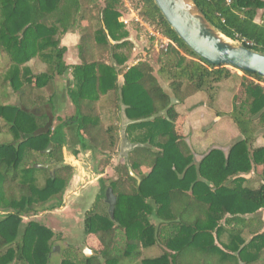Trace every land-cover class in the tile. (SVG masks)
Instances as JSON below:
<instances>
[{"label":"trees","instance_id":"trees-1","mask_svg":"<svg viewBox=\"0 0 264 264\" xmlns=\"http://www.w3.org/2000/svg\"><path fill=\"white\" fill-rule=\"evenodd\" d=\"M136 1L132 12L169 41L165 50L143 60L137 55L132 60L136 49L128 38L132 31L140 38L144 26L133 19L120 21L130 16L123 0H0V264H49L53 231L23 218L62 206L74 172L63 162L69 138L93 155L115 151L116 128L106 127L102 119L104 111L113 109H124L132 122L128 130L141 132L131 139L138 146L114 168L113 179H99L94 208L85 215L84 235L95 237L101 250L91 257L82 254V260L75 251L66 252L60 264H182L187 253L204 257L206 264H223L231 252L250 264L249 253L253 248L258 252V237L247 245L231 242L224 253L211 234L219 229L223 212L241 221L237 214L264 210V146L252 148L264 131V79L242 72L232 109L216 112L232 121L240 139L194 160L188 143L175 132V107L202 93L215 108L216 86L231 78V68L206 64L177 37L153 0ZM192 1L220 34L231 41H251L253 46L242 45L264 55V1ZM260 10L261 23H256ZM73 32H78L77 43L70 49L62 46V37ZM67 51L75 56L74 65L65 63ZM32 61L43 66L42 73H33L28 66ZM68 72L67 97L74 114L53 123L39 110L53 103L52 96L45 100L41 93ZM71 153L77 156L79 150ZM49 163H55L53 175L36 167ZM100 163L104 168L108 160ZM256 166L262 167L263 185L240 190L242 176ZM130 169L140 177L138 184ZM228 182L238 186L230 188ZM108 187L117 198L112 218L104 202L106 209L96 208ZM185 192L207 205V216L196 226L170 216L173 200ZM156 245L159 255L143 256L144 249Z\"/></svg>","mask_w":264,"mask_h":264},{"label":"rangeland","instance_id":"rangeland-1","mask_svg":"<svg viewBox=\"0 0 264 264\" xmlns=\"http://www.w3.org/2000/svg\"><path fill=\"white\" fill-rule=\"evenodd\" d=\"M123 1L125 5H127L126 8L128 9L129 15L131 16L130 12L133 11L134 5H136L137 1ZM134 16L135 17L133 18V21H135V18H138L135 14ZM129 17H122L120 21L128 22ZM145 26V30H141L138 34L140 38L135 39L137 48H135L136 51H133L132 60L133 56L135 55L140 57L142 60L145 57H148L149 54L155 57L157 55V51L160 50L159 46L161 41L165 40L163 37L160 35L158 36L157 33L153 32L150 27L147 25ZM130 34H134L136 37L135 32L132 31ZM76 35H78V32L66 34L61 39V45L65 47L67 46L70 49L76 42ZM149 37H154L157 40L150 42ZM71 55L72 53H68V51L65 54L64 59L67 65H71L72 63ZM38 65L39 63L36 61H32V64H28V66L32 67L34 74H39L43 71V66L40 65L41 68H38ZM230 70L232 71L231 78L216 86V101H218L217 107L224 112H229L232 109V98L233 95L240 91V82L243 76L241 71L234 69ZM70 76L71 75L68 72L63 76L62 79H55L53 87L45 89L41 93L45 100L52 96L53 103H51V105L44 104L39 110L51 116L53 123H57V119L63 121L74 114V108L70 105L69 98L67 97V91L71 87L72 81ZM57 80H60V82H57ZM15 102V98L11 100V103ZM104 115L103 121L105 126L107 127L113 125L114 119H112V115H109V112H106ZM221 118V125H218V128H220L219 135L221 137L215 141L221 146L223 145L225 148H227L234 142L238 141L240 137L238 136V131L232 121L225 116H222ZM204 129L206 131H210L211 127L210 125H207L204 127ZM263 132L264 131L260 132L259 135L252 141V148L255 149L264 146ZM224 135H230V137L222 138ZM67 143L68 145L63 148V162L66 164H71L74 167V172L72 179L62 197V206L50 211H40L35 216L23 218L24 223L36 221L53 231V248L58 250L51 253L49 264H60L61 260L64 258V254L69 252L71 255H74L73 251H75L78 259L82 260V254L84 253L85 247L90 250V253L88 254L89 257L93 256L95 253H99L101 250V245L98 243V240L95 237L84 235L83 221L87 211L94 208L95 196L98 193L100 177L104 179H113V170L115 166L119 164L121 156V153L116 152V149L111 153L105 152L95 155H93L90 151H80L78 143L73 141V138H69ZM69 147L72 148L71 151L79 150V154L77 156H73L71 151L68 149ZM103 160H108L109 166L107 165L106 167L101 168L100 162ZM100 170H102V172L98 175V171ZM96 208L97 212H99V210L106 209L105 205L103 204V200L97 204ZM122 243L123 239L118 242L119 245H122ZM160 253V250L157 248L155 250H143V256L155 257Z\"/></svg>","mask_w":264,"mask_h":264},{"label":"crops","instance_id":"crops-1","mask_svg":"<svg viewBox=\"0 0 264 264\" xmlns=\"http://www.w3.org/2000/svg\"><path fill=\"white\" fill-rule=\"evenodd\" d=\"M130 13L131 16L129 17L128 21L135 17L133 12ZM261 13L262 10L258 12L255 18L256 23H261ZM142 25L146 28L144 24ZM75 38H76V42H75L76 44L78 40V35H76ZM75 44H73L72 47ZM135 48L137 47L135 46ZM70 52L72 53V51H68V53ZM71 56H72L71 65H74L77 62V60H75V56L73 55V53ZM136 62L137 61L133 62V64H136ZM38 66H39L38 68H41L40 65ZM119 81H122L121 77H119ZM57 82H60V80H57ZM216 100H215L216 103L215 108H210L208 106L206 96L202 93H197L191 96L190 98L186 99L183 104L175 107V110L178 114L175 132L178 136H180L182 139H185V141L188 143L190 152L194 157V160L196 161L200 160V158L204 154H206L209 151V149H211L212 147H217V148L221 147L223 149H226L225 146L223 145L221 146L218 142L215 141L221 137L219 135L220 128H218V125H221V121H222L221 118L222 116L221 117L217 116L216 112L219 111L226 113L217 107L218 101ZM106 112H109V115H112V119H114V123L111 126H115L116 128L115 132L119 139L116 147V152L121 153L119 164H122L126 159H128L132 151L138 146V144L136 145L135 143H132L131 139L137 136H141V132L137 129H132L131 132L128 130V126L132 122L127 119L124 113V109H121L119 111H117L116 109L110 111H104L102 114V119H104L103 116H105L104 114ZM207 125H210L211 127L210 131H206L204 129V127ZM237 134L239 136L238 132ZM226 137L229 138L230 135L222 136V138H226ZM54 165L51 168L52 173L54 172ZM261 169H262L261 166H256V168L252 169V171L249 174L243 175L242 176L243 182L239 184L240 186L239 189L258 190L260 186L263 185V181L260 175ZM131 170L132 169L129 170V174L135 179V181L138 184L140 182V177L138 176V174L132 172ZM99 174L101 173H98V175ZM100 179H102V177H100ZM226 185H229V187L232 188V187H237L238 183L237 185H233V183L228 182ZM201 191L205 193L204 188H202ZM203 195L205 194H202V196ZM190 196H191V192L179 193L177 195V200H173V206L172 208H170V216L178 218L181 223L196 226L195 224L196 222L203 220L207 216L206 214L207 205L202 202H196V201L194 202L193 200H190L191 199ZM228 207L231 208L229 205ZM223 213L224 214L222 216V220L219 222L218 225L219 229L214 230L213 233L211 234L216 248L224 253H228L225 249L226 246H229L231 244V242L237 243L241 241L242 244L247 245L248 243H250L252 239L258 237L256 244L259 250L258 252H256V248H253V251L249 253L252 256L250 260L253 259V261L250 264H264V210L260 209L252 214H245V215L237 214L235 217L240 218L241 221L231 220L235 218L233 214L230 213V211H226ZM152 220L154 222V219ZM225 220L228 221L225 222ZM156 248L161 250L157 245L151 247L150 249L155 250ZM229 255L232 256H228V258L226 259L225 262H223V264H244V260H241L239 255H237L236 253L231 252V254ZM182 264H206V263L204 257L202 258L199 257L197 253L194 254L187 253L182 258Z\"/></svg>","mask_w":264,"mask_h":264},{"label":"water","instance_id":"water-1","mask_svg":"<svg viewBox=\"0 0 264 264\" xmlns=\"http://www.w3.org/2000/svg\"><path fill=\"white\" fill-rule=\"evenodd\" d=\"M153 2L177 37L206 64L256 74L264 79V55L220 34L206 20L192 0H153ZM108 40L111 45L116 44L110 38ZM128 41L136 46L134 34L130 35ZM49 151L50 146L46 148L45 152ZM53 165L54 163H49L36 167L49 169L53 174L51 171ZM104 201L108 206V215L112 218L117 202L112 188H106ZM57 250L53 248V252ZM89 253L90 250L85 247L83 253L85 257H89Z\"/></svg>","mask_w":264,"mask_h":264},{"label":"built area","instance_id":"built-area-1","mask_svg":"<svg viewBox=\"0 0 264 264\" xmlns=\"http://www.w3.org/2000/svg\"><path fill=\"white\" fill-rule=\"evenodd\" d=\"M226 2L229 3L230 0H226ZM135 21L142 23V22L140 21V19H138V18H135ZM124 23H126V22H124ZM144 25H145V24H144ZM158 36H159V35H158ZM164 39H165V38H164ZM234 42H236V43H238V44H241V45H242V43H245V44L248 45V46H253V43H252L251 41H247V40H245V39H243V38H241L240 40H236V41H234ZM168 44H169V41H168L167 39H165V40L161 41L159 47H160V49H164V50H165ZM263 86H264V85H263Z\"/></svg>","mask_w":264,"mask_h":264},{"label":"flooded vegetation","instance_id":"flooded-vegetation-1","mask_svg":"<svg viewBox=\"0 0 264 264\" xmlns=\"http://www.w3.org/2000/svg\"><path fill=\"white\" fill-rule=\"evenodd\" d=\"M98 191H99V189H98ZM98 194V193H97ZM96 197V196H95ZM104 199H105V197H104ZM103 202L105 203V201L103 200ZM106 204V203H105Z\"/></svg>","mask_w":264,"mask_h":264}]
</instances>
